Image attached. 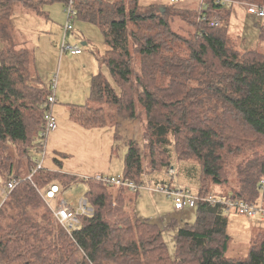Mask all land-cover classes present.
<instances>
[{
    "label": "trees",
    "instance_id": "obj_1",
    "mask_svg": "<svg viewBox=\"0 0 264 264\" xmlns=\"http://www.w3.org/2000/svg\"><path fill=\"white\" fill-rule=\"evenodd\" d=\"M74 1L77 21L102 33L107 52L100 63L111 83L101 73L92 76L88 102L71 105V119L93 130L136 119L138 106L145 114L144 141L128 142L121 176L140 186L146 169L168 173L175 160H193L203 198L220 188L226 198L258 203L264 195V53L239 50L229 26L236 7L264 6V0H229L236 3L230 7L202 0L196 11L166 8L165 14L139 0ZM56 2L65 7L69 0H0V25L6 28L17 8L41 14ZM172 14L191 29L177 32ZM216 16L220 27L212 25ZM32 61L29 49L0 50V179L20 181L0 209V264H264V230L256 231L246 257H227L232 239L221 205L200 202L193 224H183L182 211L161 226L127 210L139 192L91 180L84 181V197L94 214L81 217L72 236L57 226L38 189L62 175L34 172L49 91ZM76 180L61 178L66 188ZM170 231L173 256L165 240Z\"/></svg>",
    "mask_w": 264,
    "mask_h": 264
},
{
    "label": "rangeland",
    "instance_id": "obj_2",
    "mask_svg": "<svg viewBox=\"0 0 264 264\" xmlns=\"http://www.w3.org/2000/svg\"><path fill=\"white\" fill-rule=\"evenodd\" d=\"M171 1L139 0V3L144 8L156 5L178 12L188 9L196 11L203 6L202 0ZM40 12L41 14H36L20 8L15 9V14L7 22L9 24H6V28L0 25V50L9 46L15 47V49L26 46V48L34 50L32 70L35 71L43 86L47 89L54 75H58L56 91L58 102L53 109L58 128L55 132L50 133L46 140L44 158L40 151L33 158L34 160L43 161V169L62 175L54 183L62 188V196L66 200L77 203L78 199L86 196L89 190L88 185L83 180L85 177H90L91 181L98 182L96 180L97 175L110 178L122 175L127 144L129 141L138 143L144 141L146 119L144 111L138 106L136 119L120 118L118 126L108 124L102 129L88 130L74 124L69 109L71 104L76 106L87 104L92 79L88 78L90 72L97 69L96 74H103L111 83L108 68L101 64V70L99 71L98 67L107 52V47L102 33L96 26L76 20L74 35L70 36L68 42L72 47L79 46L84 50V54L90 58L85 56L82 60H79L78 57L74 58L70 54H65L63 55L65 59L67 56L69 57L61 64L60 48L56 44L63 43L64 39V27L67 23L65 7L62 3L56 2L45 5ZM47 17L50 18L49 21L44 20ZM168 20L179 33L191 29L189 24H186L182 18L176 17V14L168 17ZM15 26L21 30V33L15 31ZM229 27V35L239 50H257L264 53V40L260 38V31L264 27V18L250 16L246 14L244 7L238 6L233 11ZM42 29L44 31L41 33ZM10 35L11 37L8 39L7 37ZM83 35L92 42L91 45H82L84 42ZM4 36L6 39H3ZM22 38H25L28 43L19 45ZM135 60V69L138 71L139 57L135 56ZM61 67L63 76H60L59 73ZM173 160H175V156ZM173 165L176 174L170 179H173L174 185L178 184L180 188L198 187L197 180L200 167L197 162L193 160L186 162L175 160ZM146 170V173H148L149 169ZM63 175L77 180L66 188L61 182ZM7 179L6 176L5 179H0V190ZM151 182L157 181L146 179L143 184ZM151 186L154 187V185ZM212 195L226 197L227 191L217 188V192H213ZM133 203H128V211L134 209L136 211L137 209L136 213L139 218L149 219L161 226L167 224L169 215L178 214L174 210L172 202L164 194L157 191L151 192L141 189L138 200L135 199ZM56 205L57 203L54 202L53 206L56 207ZM226 218L228 222L227 232L232 239L227 257L243 259L248 255L256 231L264 230V223L262 224L257 219L239 215L234 211L228 212ZM195 219L196 211L188 210L183 224H193ZM174 236L175 232L172 231L165 234V240L172 256L175 252Z\"/></svg>",
    "mask_w": 264,
    "mask_h": 264
},
{
    "label": "built area",
    "instance_id": "obj_3",
    "mask_svg": "<svg viewBox=\"0 0 264 264\" xmlns=\"http://www.w3.org/2000/svg\"><path fill=\"white\" fill-rule=\"evenodd\" d=\"M176 2V0H172ZM226 7L231 5H236L235 2L229 0L221 1ZM246 13L250 16H256L258 18H264V6L256 4H244ZM65 13L67 15V23L64 27V39L60 47L61 55L70 54L72 56H79L82 54V49L79 46L72 47L68 42V36L74 31V23L77 20V10L75 8V1L69 0L65 5ZM222 21L219 16H216L212 25L214 27H220ZM58 84V75H54L51 84L48 88L49 94L47 102L44 105V124L41 136V155L45 156L46 140L50 133L55 132L58 128L57 119L54 115L53 109L57 103L56 91ZM36 163L37 170L43 169V161L34 160ZM168 176L171 178L176 174L174 168L168 171ZM33 174H31L28 179H32ZM83 180L88 181L90 177H85ZM96 180L105 184L106 186H116L119 188H124L132 193L140 192L141 189L149 191H157L164 194L174 206V210L177 213L188 210H195L200 202L208 204L210 207L223 206L224 212H236L239 215L246 216L251 219H257L264 221V195L258 203H248L242 200H232L226 197H218L215 195H208L203 198L200 190L182 189L177 187H172L166 184H153L146 183L140 186H136L130 181H126L122 176L116 178L104 177L103 175H97ZM20 181L8 178L3 184L0 190V209L6 201L9 194L16 188ZM151 185H154L152 187ZM261 189L264 194V180L261 182ZM39 194L45 201L48 208L52 211L55 218L57 226L61 227L70 236L77 231L80 226V218L83 216L91 217L94 214L93 208L89 205L85 197L78 199L77 203H70L68 200L62 197L61 189L59 185H50L45 189H38ZM57 203L56 207L53 203Z\"/></svg>",
    "mask_w": 264,
    "mask_h": 264
},
{
    "label": "crops",
    "instance_id": "obj_4",
    "mask_svg": "<svg viewBox=\"0 0 264 264\" xmlns=\"http://www.w3.org/2000/svg\"><path fill=\"white\" fill-rule=\"evenodd\" d=\"M105 1H107V2H115L116 0H105ZM172 2V1H171ZM166 9V8H165ZM188 10H190V9H188ZM45 21H49L50 20V18H48L47 17V19H44ZM84 26V25H83ZM15 31H19L20 33H21V30H19V29H17V27L15 26ZM44 31V29H42L41 30V33ZM71 35H74V34H71ZM71 35H69L68 36V38H67V42H68V40H69V38H70V36ZM83 38V40H84V42H83V46H87V45H91L92 44V42H90L89 40H87L86 39V37L83 35L82 36ZM22 41H19L20 43H19V45H22V44H26V43H28V41L25 39V38H22L21 39ZM59 43V42H58ZM62 43V42H61ZM61 43H59V45L58 44H56L59 48L61 47ZM69 43V42H68ZM56 46V47H57ZM24 48H26V46H24ZM26 49H28V48H26ZM34 49V48H33ZM30 50V49H29ZM31 51H33V53H34V50H31ZM83 52H82V54L81 55H79V56H73L74 58L75 57H78V59L79 60H82L85 56H87V55H85L84 54V50H82ZM71 56V55H70ZM61 57V59H60V61H61V64L64 62V61H66L67 60V58L69 57V56H67L66 57V59L63 57V55H61L60 56ZM86 58H90V57H86ZM101 63H100V65H98V67H99V71L101 70ZM97 69H95V70H93V72H90L91 74H89V76H88V78H92V76H94V75H96V73H97ZM59 73H60V76H63V73H62V67H61V71L59 70ZM57 102H58V100H57ZM72 105V104H71ZM75 124V123H74ZM77 125V124H76ZM174 169H175V167H174ZM176 170V169H175ZM182 170H183V167H182ZM199 173V172H198ZM199 175V174H198ZM200 177V176H199ZM146 179H148V180H150V179H153V181H157V182H151V183H155V184H166V185H171L172 187H177V188H180L179 186H178V184H176V185H174L175 184V182L173 181V179H170V177L168 176V174L166 173V172H150V171H148V173H146ZM197 183H198V187L197 188H185V187H181L182 189H191V190H199V186H200V179L198 178V180H197ZM215 192H217V189H215ZM63 197V196H62ZM64 198V197H63ZM71 203V202H70ZM72 203H74V202H72ZM173 204V203H172ZM136 211H137V209H136ZM174 216H176V214L175 215H169V217H168V220H167V223H168V221H169V219H170V217H174ZM264 223V222H263ZM262 223V224H263Z\"/></svg>",
    "mask_w": 264,
    "mask_h": 264
},
{
    "label": "water",
    "instance_id": "obj_5",
    "mask_svg": "<svg viewBox=\"0 0 264 264\" xmlns=\"http://www.w3.org/2000/svg\"><path fill=\"white\" fill-rule=\"evenodd\" d=\"M161 13L165 14V8H161Z\"/></svg>",
    "mask_w": 264,
    "mask_h": 264
}]
</instances>
